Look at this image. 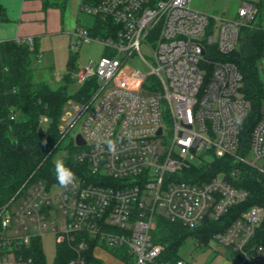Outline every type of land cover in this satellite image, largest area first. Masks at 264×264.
Returning a JSON list of instances; mask_svg holds the SVG:
<instances>
[{
    "label": "built area",
    "instance_id": "obj_1",
    "mask_svg": "<svg viewBox=\"0 0 264 264\" xmlns=\"http://www.w3.org/2000/svg\"><path fill=\"white\" fill-rule=\"evenodd\" d=\"M79 6L94 22H78L71 47L97 42L103 53L75 75L81 84L94 81L91 95L71 99L75 114L62 115L61 131L78 126L74 138L81 134L85 142H75L77 182L67 190L42 179L25 182L1 212L0 264H36L28 249L45 233L71 250L67 264H88V254L116 246L127 249L131 264H188L163 258L165 246L153 238L160 217L192 229L221 221L250 196L233 183L242 180L244 166L264 176V102L243 141L250 103L239 91L237 65L222 59L239 47L240 29L255 22L257 7L244 1L226 19L192 0H83ZM99 21L105 34L92 31ZM14 39L35 43L34 36ZM136 53L149 72L128 64ZM105 139L115 142L114 153ZM225 157L231 168L222 166L209 179L194 170ZM263 221L264 205L254 203L210 240L240 264H264V245L255 242Z\"/></svg>",
    "mask_w": 264,
    "mask_h": 264
},
{
    "label": "trees",
    "instance_id": "obj_2",
    "mask_svg": "<svg viewBox=\"0 0 264 264\" xmlns=\"http://www.w3.org/2000/svg\"><path fill=\"white\" fill-rule=\"evenodd\" d=\"M157 0H150L153 4ZM257 7L254 23L243 25L240 29L239 47L229 55H222L223 60L234 62L242 73L239 91L250 103V113L244 122L242 140L249 139L250 131L257 122L261 106L264 102V86L259 75L258 62L264 57V26L261 21L264 11V0L255 3ZM7 12L0 2V21H6ZM104 28H93L94 34L104 33ZM37 40L31 46L26 42H16L15 39L0 40V219L4 206L26 181L42 179L48 184L56 183L53 161L55 154L63 149V140L68 135L61 131L62 115L65 103L69 99L80 100L88 98L93 89L91 80L74 92L69 93V86L76 79V55L70 52L67 70L63 73L60 84L56 87L47 82L36 81L34 78V58L38 54ZM11 109L16 118L11 119ZM49 121L46 129H41L42 119ZM78 149L73 146L68 156H60L66 166L77 174L80 172L78 161L74 153ZM230 158H215L211 165L196 167L205 179L216 176L220 169H230ZM188 177V174L186 175ZM241 181L234 182L250 190L249 198L231 209L221 221H207L197 228H189L180 222L171 221L161 216L153 232L155 242L165 246L164 259L176 260L180 258L179 251L189 237H193L199 244H208L211 237L225 227L250 205L259 203L264 205V176L251 167L244 166ZM1 233V222H0ZM255 242L264 245V221L255 236ZM114 255L125 261L130 255L124 247L108 248ZM36 264H47L42 248L41 238H33L28 249ZM72 256L71 250L65 245H58L54 264H67ZM88 263L104 264L91 253ZM188 264H190L188 262Z\"/></svg>",
    "mask_w": 264,
    "mask_h": 264
},
{
    "label": "rangeland",
    "instance_id": "obj_3",
    "mask_svg": "<svg viewBox=\"0 0 264 264\" xmlns=\"http://www.w3.org/2000/svg\"><path fill=\"white\" fill-rule=\"evenodd\" d=\"M7 6V18L10 20L0 21V40L8 39V28H17L18 18L11 16L14 8H17V0H2ZM45 9L51 12L53 21L56 24L62 25L63 32H54L45 35L40 40L37 50L38 54L33 60L34 78L36 81L47 82L51 86L56 87L60 84L58 76H62L67 70V62L70 52L76 55L77 71L84 68L90 60L97 62L103 53V45L97 42L83 43L79 46L71 47V36L66 32L68 28H75L78 22L83 26H91L94 22L93 16L80 10V2L83 0H43ZM244 1L256 3L259 0H192V5L212 16L233 19L238 8ZM16 13V12H15ZM15 19V20H14ZM16 24V25H15ZM150 44V43H149ZM151 46V44H150ZM152 48V46H151ZM142 53L145 58L153 63L151 52L145 47H142ZM40 59V60H39ZM128 64L136 69L140 68L145 72H149L151 68L143 61L139 53L134 54L128 60ZM259 75L264 86V57L258 62ZM81 87V83L76 80L70 84L68 90L73 94ZM78 104L69 99L64 106V114H75V107ZM62 123H65L62 120ZM166 123L170 125L167 121ZM49 121L46 117L42 119L41 129H46ZM79 127H74L65 137L59 152L55 154V158H59L64 151L70 152L75 146L74 135L78 133ZM76 149H80L75 147ZM263 162H261V165ZM62 221V219H59ZM42 248L45 254L47 264H54L56 258L57 244L55 236L52 234H43L41 237ZM179 255L188 261L190 264H240L237 257L232 255L226 248L220 253L216 250V243L210 240L208 244H199L193 237H189L185 245L179 251ZM131 260V257H130Z\"/></svg>",
    "mask_w": 264,
    "mask_h": 264
},
{
    "label": "crops",
    "instance_id": "obj_4",
    "mask_svg": "<svg viewBox=\"0 0 264 264\" xmlns=\"http://www.w3.org/2000/svg\"><path fill=\"white\" fill-rule=\"evenodd\" d=\"M0 2L5 8L7 7L2 0H0ZM44 3L43 0H17V8H14V12L11 13V16L14 18L17 17L19 24L17 28H8L9 33L4 36H8V39H14L17 36H34L39 44L40 40H42L45 35L54 32H63L64 28L61 27L62 25L54 23L51 12L45 9ZM8 19L10 20L9 17ZM261 21L264 26V11ZM73 29L74 28H68L66 32L70 35ZM3 39L4 37L1 38V40ZM95 253V257L102 260L104 264H131L114 255L108 248L97 249Z\"/></svg>",
    "mask_w": 264,
    "mask_h": 264
},
{
    "label": "clouds",
    "instance_id": "obj_5",
    "mask_svg": "<svg viewBox=\"0 0 264 264\" xmlns=\"http://www.w3.org/2000/svg\"><path fill=\"white\" fill-rule=\"evenodd\" d=\"M103 143L107 146V150L110 153H114L116 151V144L113 140L105 139ZM97 148H101V145L99 143L97 144ZM53 166L56 181L62 189L67 190L71 186L75 185V183L77 182L76 174L72 171V169L66 166V163L63 159H54Z\"/></svg>",
    "mask_w": 264,
    "mask_h": 264
},
{
    "label": "water",
    "instance_id": "obj_6",
    "mask_svg": "<svg viewBox=\"0 0 264 264\" xmlns=\"http://www.w3.org/2000/svg\"><path fill=\"white\" fill-rule=\"evenodd\" d=\"M75 142H76L77 145H83L85 143L83 138H82V136H81V134H77L76 135Z\"/></svg>",
    "mask_w": 264,
    "mask_h": 264
}]
</instances>
